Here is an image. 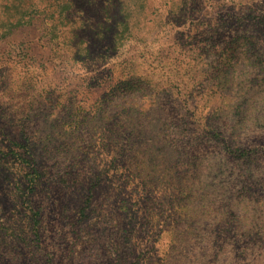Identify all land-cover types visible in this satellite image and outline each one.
I'll return each instance as SVG.
<instances>
[{
    "label": "rangeland",
    "instance_id": "1",
    "mask_svg": "<svg viewBox=\"0 0 264 264\" xmlns=\"http://www.w3.org/2000/svg\"><path fill=\"white\" fill-rule=\"evenodd\" d=\"M73 1L0 0V264H157L116 199L167 192L210 84L264 88V0Z\"/></svg>",
    "mask_w": 264,
    "mask_h": 264
},
{
    "label": "trees",
    "instance_id": "2",
    "mask_svg": "<svg viewBox=\"0 0 264 264\" xmlns=\"http://www.w3.org/2000/svg\"><path fill=\"white\" fill-rule=\"evenodd\" d=\"M63 18L50 26L55 36ZM209 87L214 102L207 116L185 111L188 140H170L167 192L146 191L142 180V188L116 199L111 215L120 218L121 252H133L134 239L156 252L165 233L169 241L157 264H264V88L257 96L235 92L228 82Z\"/></svg>",
    "mask_w": 264,
    "mask_h": 264
}]
</instances>
